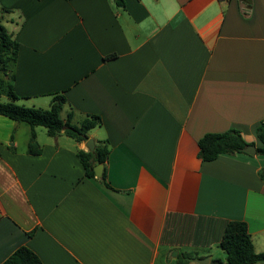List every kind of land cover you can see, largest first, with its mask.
<instances>
[{"label":"crops","instance_id":"1","mask_svg":"<svg viewBox=\"0 0 264 264\" xmlns=\"http://www.w3.org/2000/svg\"><path fill=\"white\" fill-rule=\"evenodd\" d=\"M0 8L19 44L15 102L48 109L61 94V117L70 112L77 126L99 116L88 137L109 150L104 185L76 157L86 141L39 140L36 126L41 152L28 154L30 127L0 115V264L20 246L42 264H175L182 252L226 263L218 244L230 221L244 222L264 251V156H197L204 134L228 129L260 146L264 0Z\"/></svg>","mask_w":264,"mask_h":264},{"label":"trees","instance_id":"2","mask_svg":"<svg viewBox=\"0 0 264 264\" xmlns=\"http://www.w3.org/2000/svg\"><path fill=\"white\" fill-rule=\"evenodd\" d=\"M249 1V0H247ZM123 6V0H114ZM7 10L0 8V73L7 75L10 72L9 80L4 88L7 100H0V115L15 122L25 123L30 127V135L27 142L26 152L38 155L41 148L36 142L34 127L40 126L45 129L49 137L64 135L80 143L89 139L88 132L101 125V118L96 115H87L75 126L71 124L72 114L68 112L64 118L61 111L65 99L61 94H54L48 109L26 107L16 103L17 100L11 82L13 81L12 70L17 58L19 44L3 25L4 14ZM255 135L260 143L256 148V154L264 156V120L256 127ZM249 144L244 141L239 131L228 129L222 133H206L198 141L197 156L200 161H212L221 155H233L242 153V150ZM107 141H97L93 151H76V157L84 170V176L94 178L93 167L102 165V174L99 181L106 184L104 165L108 155ZM260 180L264 181V168L257 172ZM218 247L224 252L226 261L229 264H255L264 261V251L255 250L253 241L248 233L247 225L242 221H230L227 223ZM195 255L189 252H182L176 256L175 264H196L193 262ZM1 264H42L36 254L27 247L20 246L14 250Z\"/></svg>","mask_w":264,"mask_h":264},{"label":"water","instance_id":"3","mask_svg":"<svg viewBox=\"0 0 264 264\" xmlns=\"http://www.w3.org/2000/svg\"><path fill=\"white\" fill-rule=\"evenodd\" d=\"M85 147L87 148L88 151H93L94 149V142L92 139H88L85 142ZM243 153L248 154V155H253L255 154V148L253 145H248L246 148L242 150ZM93 173L96 178H99L102 174V165L98 164L93 167ZM176 255V252H174V256ZM193 262L196 264H229L228 262L226 263H221L215 260H209L208 258H194Z\"/></svg>","mask_w":264,"mask_h":264},{"label":"rangeland","instance_id":"4","mask_svg":"<svg viewBox=\"0 0 264 264\" xmlns=\"http://www.w3.org/2000/svg\"><path fill=\"white\" fill-rule=\"evenodd\" d=\"M4 25V24H3ZM9 75L10 72H7V75H3L2 73H0V87L1 86H5V84H7L8 80H9ZM4 90V88L2 89ZM1 88H0V93H1ZM5 91H2V93H4ZM41 132V133H40ZM37 134H38V139L40 140V138H46V134L45 131L42 127H37Z\"/></svg>","mask_w":264,"mask_h":264}]
</instances>
